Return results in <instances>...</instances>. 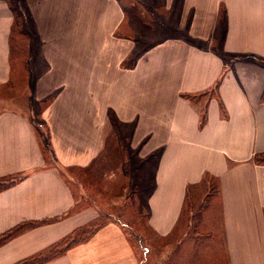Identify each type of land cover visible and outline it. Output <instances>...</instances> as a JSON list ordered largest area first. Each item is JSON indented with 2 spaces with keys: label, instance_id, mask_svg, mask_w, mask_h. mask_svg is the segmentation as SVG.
<instances>
[{
  "label": "crops",
  "instance_id": "1",
  "mask_svg": "<svg viewBox=\"0 0 264 264\" xmlns=\"http://www.w3.org/2000/svg\"><path fill=\"white\" fill-rule=\"evenodd\" d=\"M257 155L264 0H0V264H264Z\"/></svg>",
  "mask_w": 264,
  "mask_h": 264
},
{
  "label": "trees",
  "instance_id": "2",
  "mask_svg": "<svg viewBox=\"0 0 264 264\" xmlns=\"http://www.w3.org/2000/svg\"><path fill=\"white\" fill-rule=\"evenodd\" d=\"M255 161L258 163H262L264 164V155H257L255 158ZM7 186L6 183H1L0 182V189H3ZM21 227H18L16 229H14L13 231L7 233L6 235L2 236L0 238V243L8 240L9 238H11L18 230H20ZM76 235L69 237L68 239H66L64 242L60 243L59 245H57L56 247L52 248L49 252H47L44 256L42 257H38V258H34L31 261H27L23 264H35V263H41L43 261L48 260L49 258L61 253V251L64 249L65 246H67L68 244L75 242L76 241Z\"/></svg>",
  "mask_w": 264,
  "mask_h": 264
},
{
  "label": "rangeland",
  "instance_id": "3",
  "mask_svg": "<svg viewBox=\"0 0 264 264\" xmlns=\"http://www.w3.org/2000/svg\"><path fill=\"white\" fill-rule=\"evenodd\" d=\"M16 5H17V3H16ZM20 10L22 11V14H21V16H22V18H21V21L22 22H24V20H26V15L24 14V9L23 8H20ZM131 12H133V11H131ZM21 13V12H20ZM134 14V13H133ZM149 15H150V17H152V18H154V14L153 13H149ZM131 17L132 18H134L135 16H133L132 14H131ZM135 18H137V17H135ZM146 18V20L148 19L147 17H145ZM149 20H147V22H148ZM20 22V21H19ZM148 23H150V22H148ZM142 28H143V30H148L147 29V27H145V26H141ZM24 28V27H23ZM22 28V29H23ZM151 29H153L154 31L156 30V29H159V30H161V31H163V33H165L166 35L168 34V33H170V31H171V29H169V28H164V27H151ZM19 30H21V26L19 25ZM167 30H168V32H167ZM153 31V32H154ZM21 32V31H20ZM143 45H147V46H149V44L148 43H144L143 42ZM23 90H25V89H23ZM20 91H22V90H20ZM25 91H27V90H25ZM26 93V92H25ZM23 99H26L27 100V96H24L23 97ZM19 101V100H18ZM69 175V174H68ZM72 178H73V183H75V181H74V175H72ZM77 178V177H76ZM76 184V183H75ZM102 189H104V191L103 192H98V193H100V195L101 196H105V195H102V194H105V193H107V185L105 184V185H103L102 186ZM112 189V188H111ZM208 190H209V188H207L206 189V191L203 193V195H205V194H208L209 192H208ZM114 193V190H110L109 192H108V194L109 193ZM202 195V196H203ZM93 229H95V227L93 226L92 228H89L88 230L86 229V230H84V231H82V232H80V233H78L77 234V236H76V240H79V239H82V238H84V237H86L88 234H90V232L93 230Z\"/></svg>",
  "mask_w": 264,
  "mask_h": 264
}]
</instances>
